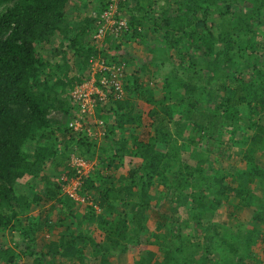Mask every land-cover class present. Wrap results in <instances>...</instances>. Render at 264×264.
I'll return each mask as SVG.
<instances>
[{
	"label": "trees",
	"instance_id": "obj_1",
	"mask_svg": "<svg viewBox=\"0 0 264 264\" xmlns=\"http://www.w3.org/2000/svg\"><path fill=\"white\" fill-rule=\"evenodd\" d=\"M97 1L0 0V233L12 235L0 264H120L139 237L154 249L130 264H253L264 222L218 251L213 218L231 199L264 218V0H125L127 30L101 40L109 0ZM127 43L150 53L145 64L125 61ZM45 46L59 59L37 52ZM91 58L124 64L123 95L96 72L105 98L93 96L94 119L76 130L70 92L90 79ZM238 148L245 165L225 171ZM72 155L91 166L78 207L60 181L76 176ZM36 179L43 194L21 199L20 184ZM38 202L48 210L29 214Z\"/></svg>",
	"mask_w": 264,
	"mask_h": 264
},
{
	"label": "rangeland",
	"instance_id": "obj_2",
	"mask_svg": "<svg viewBox=\"0 0 264 264\" xmlns=\"http://www.w3.org/2000/svg\"><path fill=\"white\" fill-rule=\"evenodd\" d=\"M75 1H78L80 3L81 2L85 3L83 8L86 9V10H88V9L90 10V8L91 7L93 8L98 2L97 0H94V2H92V3L88 2L87 0H75ZM161 5H162V1H160L159 6H157L156 9L159 10ZM145 34L149 37V41L151 43L152 42L151 29L148 30ZM129 47H131V48L129 49ZM124 49H126V52H128V55L126 54V56H125V61H127L128 59L130 61L131 59H133V57H135V60H137L136 62L138 64H145L147 62V60H148L146 58V56L149 57V54H150L148 51L145 53V48L143 46H140V45H137V44L135 45L134 43H127V46L126 47L124 46ZM53 50H54L53 47L45 46L44 48H40V49L38 48L37 52L40 53L45 58H47L48 60H52V61L58 60L59 58L57 59L56 56L54 57ZM260 53H261V56L263 57L264 52L261 51ZM130 56H132V57H130ZM157 56L158 57L162 56L161 51L158 50V49H157ZM128 57H130V58H128ZM167 69H168L167 66L163 67L162 72H167ZM74 73H75L74 70H72L70 72V75H73ZM158 88H160V86H156V88H155V93L156 94L158 93V91H157ZM55 116H57V115L55 114ZM93 116L94 115L92 114L91 118H93ZM244 153L245 152H243V150H241L240 148L232 150V152H230L231 158L229 160H226L225 163L222 162L220 166L221 167L224 166L226 168L225 171H228V172L233 171L234 168H236V167H243L245 164H243V162L241 160H242V158L245 155ZM259 159H260L259 156L254 155V160L251 162L253 165H250L251 166V170L258 169L256 167L257 165H254V164H257ZM88 170H90V168ZM45 173L48 174L47 170H46ZM65 174H66V171H63L61 177L63 175H65ZM19 187L20 188L18 190V195L20 196V198L25 200V201H29L31 199V197H32L33 192H41V193L44 192L45 185H44V182H41L38 179H36L35 181H33V187L32 188H29L24 183H21ZM251 192L257 193V191H255V190H251ZM153 198H156V196L154 195ZM242 202L243 201H241L240 199L236 200V201L231 199L230 202L227 204V206L222 209V212L220 214L215 215L214 218H213L214 219V227H215V229L214 228L213 229L218 231V232H220V234H218L219 236L214 239V242L216 244V248H217L218 251H221V246L223 244L224 245L226 244L225 243L226 242L225 239H227V241H228L230 239V237H235L236 235L239 236L240 233H243V231L250 232V231H248V229L252 228V227H258L259 229L263 228L262 227L263 226L262 223L264 222V218L258 217V220H256V221L254 219L250 218L251 211L247 210L243 206ZM80 204H81V202L77 203V207ZM47 208H48V205L43 204L42 202H38L37 205H32L31 206V208H30L28 213L31 214V215L40 214L41 210H44V209H47ZM96 211L99 212L98 209H96ZM229 211L232 212V214H233L232 216L229 215ZM82 212H83V210L82 209L80 210V208L77 209V211L75 212L76 215L79 217L78 219H80V217L82 215ZM26 214H27V212L25 211L24 212V216ZM152 218H153V215H152L150 221L152 220ZM48 220H51V222L56 220L54 212H52L50 214V216L48 217ZM67 223L70 224L71 222L68 221ZM150 225H152V224L149 223V226ZM150 227L152 228V226H150ZM153 227H154V225H153ZM91 228H93V226ZM84 229L85 228H83V230ZM63 230L64 229L60 228V227L53 228L52 229V231H53V240L56 239L55 236L57 235V233L59 231H63ZM191 231L192 230H189L187 232H189L192 235ZM162 233L166 234L167 230L163 229ZM11 237H12V235H10L9 233H7V234L0 233V245L9 246L11 244ZM140 238L141 237L137 238L136 239V243L129 247L127 255H125V257L123 259L120 258L118 260V261H120V264H130L135 257H138L140 254L146 253L147 250L154 249L153 247H150L147 242H145L144 240H141ZM242 239H243V245L244 244L246 245L248 243V238L246 236H242ZM12 240H13V238H12ZM40 245H41V243L39 241L38 247H40ZM253 250H254L253 259H252V260H254V261H252L253 264H257L258 260L262 264H264V241L263 242H258V245L254 246ZM242 254L243 253L241 251L239 253V255L241 256ZM157 259L160 260L161 258L157 257ZM115 263H116V259L114 260V263H113V260H112V264H115Z\"/></svg>",
	"mask_w": 264,
	"mask_h": 264
},
{
	"label": "built area",
	"instance_id": "obj_3",
	"mask_svg": "<svg viewBox=\"0 0 264 264\" xmlns=\"http://www.w3.org/2000/svg\"><path fill=\"white\" fill-rule=\"evenodd\" d=\"M125 0H109V4L106 10L101 12L98 16V30L94 36V39L101 40L107 33L113 37H117L119 32L127 30V22L124 18L118 14V6ZM91 67L90 79L85 83L76 86L70 93L73 104L78 107V113L76 118L69 124L73 129H78L81 125V120H84L86 116L91 117L97 100L93 97L98 95L99 100L105 98L104 92L95 86V73L100 71H108L100 79L99 83L105 89L112 90L116 99H120L123 95L122 89V76L124 64L120 67L108 66V62L100 58H91L89 60ZM106 63V65H105ZM101 125V122L99 123ZM102 126L98 129V135L102 133ZM89 134H93L88 130ZM69 167L72 168L76 176L70 179L63 175L60 179L62 182V191L65 195L74 200L75 203H83V199L79 196L78 192L81 188L82 177L86 176L89 172L90 164L86 163L82 158L72 155L69 162Z\"/></svg>",
	"mask_w": 264,
	"mask_h": 264
},
{
	"label": "crops",
	"instance_id": "obj_4",
	"mask_svg": "<svg viewBox=\"0 0 264 264\" xmlns=\"http://www.w3.org/2000/svg\"><path fill=\"white\" fill-rule=\"evenodd\" d=\"M136 258V257H135Z\"/></svg>",
	"mask_w": 264,
	"mask_h": 264
}]
</instances>
